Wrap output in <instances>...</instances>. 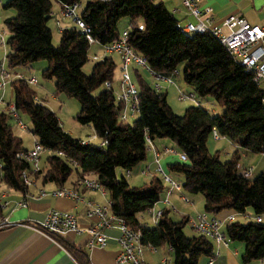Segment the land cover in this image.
Returning <instances> with one entry per match:
<instances>
[{"label":"trees","instance_id":"16d2710c","mask_svg":"<svg viewBox=\"0 0 264 264\" xmlns=\"http://www.w3.org/2000/svg\"><path fill=\"white\" fill-rule=\"evenodd\" d=\"M57 1L62 7L82 0ZM3 8L16 10V16L4 20L9 33V69L47 60L43 77L55 80L57 94L65 93L78 100L80 110L75 120L82 126L90 125L102 144L73 137L57 114L38 100L29 81L14 78L10 81L13 109L0 111V185L22 193L29 188L23 183L22 173L31 172L30 165L17 156L27 149L9 123L13 113L21 111L30 117L37 143L49 152L46 167L30 173L35 180L63 187L73 174L79 184L94 177L109 194L111 212L141 232L143 245L170 249L173 264H199L203 257L215 258V242L199 234L188 237L184 232L188 216L174 221L165 209L153 226L137 218L161 200L165 191L162 179L154 175L148 184L132 187L125 177L117 175L118 169L131 172L147 158L148 141L153 144L170 139L187 161L169 164V172L183 177L184 191L203 195L204 212L218 215L234 210L244 214L247 208L253 210L254 219L247 223L227 222L224 236L231 242L243 243V263L264 260V172L245 178L239 171L240 151L264 154V92L254 82L253 73L234 60L217 37L211 32L185 33L162 2L88 0L80 19L98 45L118 41L122 33L118 23L129 18V45L146 59L153 72L169 76L182 65L184 83L199 98L211 96L223 109L215 114L198 104L176 115L168 104L167 93L154 89L142 78L139 67L132 66L139 111L132 123H126L120 119L123 104L116 100L113 89L114 60L105 57L94 64L89 76L85 75L83 67L90 44L77 27L62 29L59 44L53 45L48 25L51 0H8ZM107 82L111 84L109 88L105 86ZM213 129L236 146L229 160L222 161L219 152H209L207 142ZM2 215L0 202V218ZM258 217L261 222L256 221ZM69 250L79 264H88L82 249Z\"/></svg>","mask_w":264,"mask_h":264},{"label":"built area","instance_id":"2783aa9c","mask_svg":"<svg viewBox=\"0 0 264 264\" xmlns=\"http://www.w3.org/2000/svg\"><path fill=\"white\" fill-rule=\"evenodd\" d=\"M100 1L107 2L110 0ZM199 2L200 0H182V4L187 10L188 14L197 20L196 24H180L182 30L185 33L211 32L227 48L234 60L239 62L242 66L246 67L253 73L254 82L264 92V27L259 25H251L246 20L241 19L238 16L228 17L223 21L221 26L214 25L211 9H201ZM80 7V3H75L73 5H64L61 7V16L63 18H73L76 23V27L86 34L90 46L93 44H98V42L92 38L90 28L80 19V16L77 14V11ZM57 24V26L60 27L59 23ZM60 30L62 31V29ZM128 34L129 30L126 28L121 33L118 41L103 46L105 55L109 56L112 54H117L120 59V72L122 73L120 79V91L118 94H115V97L118 102H121L123 104L120 112V119L125 122L130 118H134L136 115H138L139 111V92L137 85L131 79L129 73L130 67L137 66L139 68H144L156 79L164 80L170 84H173V78L179 74L178 70H174L169 76H162L153 72L149 68L146 59L143 56L137 54L129 45ZM90 59L92 61L98 62L102 61L104 58L95 54L92 55ZM0 75V88H3L8 81L13 80L14 78H22V76L18 74L13 78L12 75L4 69L3 65L0 66ZM29 83L36 84L37 82L33 78L29 80ZM105 86L109 88L111 84L107 82ZM194 97V94H190L189 96L180 95L179 100L184 101L188 98L195 100ZM262 102L264 104V96ZM13 118L16 119L17 125L20 129H27V126L21 122L17 114H14ZM212 136L215 140L220 139V136L216 129H213ZM147 146L149 149H152L155 152V174L160 176L164 184H166V195L170 196L174 192H181V184L172 179V177H170L162 168V165L160 163L161 152H158L157 150L155 151L153 147L154 145L149 141ZM163 152L170 154L176 153L175 150L169 148H165ZM42 153V147L36 142L33 149L22 151L17 156L19 159L26 161L30 165V170L32 173H37L41 169L40 163ZM180 159L181 161L186 162L187 156L184 153H180ZM239 171L243 175V177L251 178V171L243 169L241 167H239ZM31 172L24 171L22 173L23 183L27 186H31L35 181L34 177H32L30 174ZM148 173V168L143 171V174ZM81 184L85 189L100 191L102 194L106 192L105 188L101 186L94 177L86 178ZM42 195H44V193H42ZM54 195L58 197L70 198L77 201H84L83 195L75 189L61 187L54 192ZM186 201L188 200L186 199ZM166 202L169 203L168 201ZM19 205L25 207L27 206V203L22 202ZM88 207V217H94L97 219L96 223L88 227H82L75 215L69 212L55 209L50 210L47 213L45 219L36 227L42 233L50 237L63 236L70 232L78 234L85 233L90 238L89 244L91 246L97 245L100 247H105L107 238L103 233V230L105 228L115 226L120 231L118 243L121 247V252L116 259V264H148L143 259L144 248L149 249V251H151L152 253H155L157 249L150 244L143 245L141 232L133 229L125 218L114 215L111 212L110 202L105 205H98L89 202ZM163 211L164 210L148 211L152 217L153 225L158 222L163 214ZM232 220L233 218L229 217L227 222H231ZM256 221L261 222V218H256ZM189 224L197 234L208 237L215 243L224 242L226 244L224 233L221 230L223 222L218 220L217 218L204 212L200 214L196 219H190ZM7 225L8 223L5 219L0 220V228ZM212 260L213 259L210 260L209 264H213ZM159 264H173V262L166 257L163 258Z\"/></svg>","mask_w":264,"mask_h":264},{"label":"crops","instance_id":"0c3cea01","mask_svg":"<svg viewBox=\"0 0 264 264\" xmlns=\"http://www.w3.org/2000/svg\"><path fill=\"white\" fill-rule=\"evenodd\" d=\"M5 1L6 0H0V8L1 6L3 8ZM155 1L162 2L179 20L180 24L185 25L187 23H197V20L188 14L182 4V0ZM199 5L201 9H211L214 25L221 26L223 21L228 17L238 16L251 25L264 27V0H200ZM17 74L22 76V78H25L22 73L14 70L11 75L14 78ZM7 84L3 89L0 88L3 95H5ZM11 106L13 107L14 105L12 104ZM82 128L83 130L85 129V131L89 130V133L87 134V137L89 138L83 139L78 137V139H81L84 142L96 143L94 140L98 138L94 134L93 128L90 125ZM66 131L75 137L72 131ZM80 132L82 133V131ZM75 138H77V136ZM36 142L37 139L35 140L34 145ZM227 142L230 146L229 150L231 157L237 148L229 140H227ZM97 144H102L101 140ZM153 145L155 151L157 150L158 152H161L160 156H162L163 153L165 154V152H163L165 148L173 150L176 148L170 146L164 140L156 141ZM147 151L149 152L147 153V158L138 164L141 167L139 173L145 177H153L154 175L158 176L155 174V152L154 150L149 149L148 146ZM240 155L239 167L251 171V178L264 172V154H252L240 151ZM147 168L149 169V173L143 174V171ZM127 174L130 175L131 172H127ZM168 175L180 184L183 182V177L179 174L172 173ZM75 182L76 178L69 179L63 187L78 190V192L83 195L84 201L58 197L54 195V192L61 187L54 183L44 184L40 179L35 180L31 186H28L27 193L15 191L7 188L5 185H0V202L3 208V215L0 220L5 219L8 223L7 226L0 228V264H79L70 253L69 249L73 247L80 248L87 254L88 264H116V259L121 252V247L118 243L120 231L115 226L103 230V233L107 238L105 247L97 245L91 246L89 244L90 238L85 233L78 234L70 232L63 236L50 237L37 229L36 226H38L45 219L47 213L53 209L69 212L75 215L82 227H88L96 223V218L88 217L87 215L89 208L88 203L92 202L98 205H105L110 202L109 194L107 191L102 194L100 191L85 189L82 187L81 183L79 184ZM166 188L165 184V190ZM182 191L184 190L182 189ZM182 191L174 192L170 196H167L165 191L164 193L167 196L166 199H169V197L174 194H178L181 200L186 198L188 200L187 202L194 204V202L186 197ZM42 193H44V195H42ZM22 202H26L27 206H20L19 204ZM152 210L155 211V206ZM200 214L201 213H199L198 216ZM209 215L220 221H227L229 217H232V221H234L235 216V214L231 212H225L221 215ZM138 220L140 221L139 218ZM222 232L224 233V230H222ZM225 242L226 244L224 242L215 243L217 255L212 260L213 264H245L241 261V256L244 250L243 247L231 243L227 238H225ZM156 249V252L152 253L149 249L144 248L143 259L146 263L159 264L163 258L167 257L165 255L163 257H160V255L159 257H155L154 255H156L159 250L158 248ZM160 249L166 250L168 253L171 252L168 248ZM146 253L150 256L148 259L145 258ZM210 260L211 259L203 257L200 259L199 264H209ZM248 264H264V260L252 261Z\"/></svg>","mask_w":264,"mask_h":264},{"label":"rangeland","instance_id":"374dc122","mask_svg":"<svg viewBox=\"0 0 264 264\" xmlns=\"http://www.w3.org/2000/svg\"><path fill=\"white\" fill-rule=\"evenodd\" d=\"M8 0L5 1V3ZM52 2V18L49 20L48 25L52 31V43L53 45L57 46L60 41V35H61V30L64 28H71V27H76V23L73 20V18H63L61 16V4L57 0H51ZM88 0H82L81 1V7L78 9L77 14L80 16L82 11L85 8L86 3ZM16 16V10L14 9H4L0 8V66L3 65L4 69L13 74V70L19 73H22L25 76V79L28 81L31 79L36 80V84H31L32 90L36 93L38 100L44 102L54 113L57 114L59 117L62 125L66 130H70L73 132L74 136L77 138L81 137L83 139H88L87 134L89 133V130L85 129L83 130L82 125H80L76 120L75 116L80 110V104L78 100L74 97H70L65 93L57 94L56 89H55V80L54 79H48L43 77L42 72L44 69L48 66L47 60H39L36 61L35 63L31 64V66L27 67H18L15 69H9L7 62H6V53L8 52V45L7 40L9 37V33L5 27L4 20L7 17H13ZM130 20L129 18L125 17L120 20L118 23V30L120 32H123L128 25ZM57 23H59L58 27ZM99 55L102 58L105 57H111L115 64V72H114V78H113V89L115 94H118L120 91V79H121V72H120V59L117 54H112V55H105L104 53V48L98 44H93L90 46L89 49V58L85 66L83 67V72L85 75L89 76L91 74L92 68L94 64L97 61H92L90 57L92 55ZM182 68L183 66L180 65L178 67V72L179 74L176 75L173 78V84H170L164 80H158L156 79L151 73H149L146 69L144 68H139L140 74L142 78L145 79V81L149 84H151L154 89L160 91L161 93H167V101L172 110L176 115H183L185 110L188 107L191 106H196L197 104H201V106L210 111L214 112L215 114L221 113L223 109L218 106L214 99L211 96H207L205 98H199L193 91V89L186 85L183 81L182 77ZM129 73L131 76L132 81L135 83V75L133 74V68L130 67ZM0 80H1V75H0ZM8 83V84H7ZM6 84V89H5V95H3L1 89H0V111L1 112H7L8 109H13L11 106L14 103V98L12 96V86L10 84V81H8ZM5 84V85H6ZM136 84V83H135ZM5 87V86H4ZM159 88V89H158ZM3 89V88H2ZM167 89V90H166ZM190 94L195 95V100L193 99H186L184 101H180L179 97L180 95H185L189 96ZM14 114H17L21 120V122L27 126V129H20L17 125V121L15 118H11L9 123L12 126L13 132L16 136L22 139L23 141V146L27 150H31L34 148V142L37 139L33 133H32V124L30 121V117L23 113V112H15ZM13 114V116H14ZM138 115H136L134 118H130L126 123H132ZM77 128V130H76ZM82 131V133L80 132ZM91 133V132H90ZM92 134V133H91ZM166 141L170 146L176 147V144L170 140V139H162ZM97 144L100 142V140L96 139ZM207 147L208 150L211 154H215L216 152H219L220 159L222 161H226L230 159V150H229V144L226 139L220 138L219 140H215L213 136L209 137V140L207 142ZM176 153H163L161 156V165L164 171L168 174H172L169 172L168 169V164L171 163H176V162H181L180 159V152L178 149H176ZM149 153V152H148ZM49 156V152L43 151L41 154V163L40 166L41 168L46 167V159ZM167 159V161H166ZM141 167L137 165L131 170V174L128 175L127 171L124 169H118L117 175L119 178L125 177L127 182L130 184L132 187H142L145 184H148L151 180V177H145L139 173V170ZM160 177V176H159ZM75 178V174L71 175L70 179ZM3 184H1L2 186ZM186 197L191 199L194 204L189 203L184 200H181L179 198L178 194H174L169 199H166L165 193L162 194L161 200L155 205V211H161V210H169L170 211V217L174 221H180L183 216H188L190 219L197 218L199 213H204V198L202 194H191L187 191H182ZM168 201L169 203H167ZM225 212H231L234 213V221H238L241 223H247L251 220L254 219V212L251 208H247L246 212L244 214L242 213H237L234 210H224L220 214L221 215ZM140 221L142 223H145L148 226H152V217L150 213L144 212L141 215L138 216ZM223 226L222 230H225V225H226V220L222 221ZM184 232L185 234L190 237L194 238L197 236V233L191 228L190 224H187L184 227ZM234 243L235 245H241L244 249L243 243L239 241H234L231 242ZM163 257L164 255L167 256L170 260L173 258L171 252H167L166 250L159 249L157 254L154 255L155 257ZM149 254H145V258L148 259ZM251 263V262H250Z\"/></svg>","mask_w":264,"mask_h":264}]
</instances>
